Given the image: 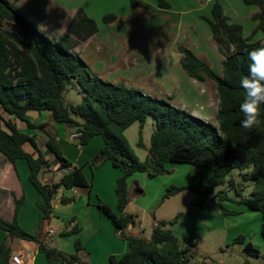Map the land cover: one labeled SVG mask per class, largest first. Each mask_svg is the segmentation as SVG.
Masks as SVG:
<instances>
[{"label": "trees", "instance_id": "trees-1", "mask_svg": "<svg viewBox=\"0 0 264 264\" xmlns=\"http://www.w3.org/2000/svg\"><path fill=\"white\" fill-rule=\"evenodd\" d=\"M241 1L258 8L251 16V20L257 23L252 35L260 32L262 39L245 37L244 26L231 22L220 1L213 3L210 17L201 16L209 26L219 52L225 56L222 76L215 72L207 59L184 46L178 48L186 74L201 83L212 81L216 86L219 104L215 125L164 100L129 88L124 83L102 79L74 51L99 30L96 20L89 17L82 7L75 12L66 31L53 40L11 2L0 0V154L12 163L18 160L27 162L29 180L44 199L39 204L42 214L36 234L27 232L18 222L24 195L15 201L12 221L0 217V229L7 233L0 246V264H10V239L14 238L36 243L50 264H83V247L79 241L75 244L74 254H65L56 247L44 244L47 234L43 235V229L52 217L59 188L70 192L73 188L89 190L91 185L82 169L73 166L63 156L55 139L44 131L46 125L36 126L27 119L30 112H49L56 123L75 127V133L79 136L74 140L79 147L100 136L104 146L92 158L90 166L98 167L109 161L120 170L121 176L115 189L117 212L103 203H99L98 207L111 220L115 231L128 242L129 248L121 257L112 256L109 264H189L195 258L199 236L193 235L188 244L182 246L169 227L174 223L172 221L155 224L148 239L128 233V227L134 225V216L125 213L130 202L129 178L135 173H145L150 178L171 174L168 164L207 168L209 179L203 190L192 185L170 186L165 198L190 190L196 195L194 206L202 207L207 200H211L222 214L236 215L240 212L228 211L224 205L232 200L229 191L216 192L218 187L228 184L237 198L233 200L234 203L261 213V234L264 238V127L252 131L243 129V115L239 110L244 95L239 81L247 73V53L254 48L264 47V0ZM155 2L161 10L171 9L168 0ZM130 6L133 10L146 8L137 0H131ZM118 20L123 18L114 13L102 17L105 25ZM71 80H75L85 94L80 104L67 103L64 99ZM5 116L25 122L29 129L44 131L47 137L45 146L54 155V164L46 159L34 137L21 132ZM148 116L154 117L155 129L147 157L140 161L125 131L134 123H139L142 129ZM261 116L264 119V105H261ZM26 143L31 144L34 153L24 150ZM138 146L143 147L141 137ZM62 168H69V171L61 173ZM51 171L59 174V181L42 182V175ZM235 171L241 177L239 182L233 175ZM249 185L252 186L251 192L246 195ZM134 194H144L137 183ZM73 200L74 196L64 193L60 203L66 205ZM73 222L68 221L58 235L66 237L78 234L80 228ZM236 242L244 243V237L237 238ZM244 250L251 258L260 257L259 250L251 242L245 244Z\"/></svg>", "mask_w": 264, "mask_h": 264}, {"label": "rangeland", "instance_id": "rangeland-1", "mask_svg": "<svg viewBox=\"0 0 264 264\" xmlns=\"http://www.w3.org/2000/svg\"><path fill=\"white\" fill-rule=\"evenodd\" d=\"M9 1L51 39L57 36L55 30L61 29L67 20L65 15L55 11L56 17L52 19V22L49 20L48 15L46 17H37L31 4L26 5V3H22V5H19L15 1ZM168 1L172 6L170 12L160 13L151 9L145 13L146 15L143 20L144 34L141 44L133 51L135 53L137 51L140 54L142 53L141 56L145 58L144 62L147 61V64H144L143 72H136L134 76L129 75L119 83H124L129 88L140 90L145 94L164 100L173 106L191 113L195 105L202 104L199 99L201 90L197 88V82L190 78L183 70L179 46H184L197 54V56L207 59L215 72L219 76H222V61L225 56L219 52L217 44L212 39L211 30L206 22L200 20L201 16H211L213 3L220 1L226 7L227 14L231 16V22L240 23L244 26V36L252 38V40H259L263 38V35L260 32L252 35L255 22L251 20V14L257 11L258 8L256 6H247L241 0ZM86 7L91 17L101 27H104L101 19V14L104 13L101 12H109L114 9L121 15L130 12V5L125 0H86ZM96 10H99V13ZM136 24V21L131 23L127 19H123L120 20V24L118 25H129L132 28ZM207 33H209V38L207 37ZM136 36L138 37L137 34H133V38L136 39ZM201 50H205V52H200ZM106 53L107 51L102 53L103 56ZM172 79L176 80L178 86H180L181 90L179 92L167 91L166 87L171 86ZM205 84L210 94L209 109H217L219 100L216 86L212 81H207ZM190 87L194 88L195 93L193 90L192 93L187 92L186 89ZM84 97L85 94L80 86L75 80H71L64 95L65 101L67 103L80 104ZM47 113L50 115L49 112ZM192 115L195 116L194 114ZM77 121L80 122L79 119ZM212 122L217 125L215 117H212ZM67 129L68 131L76 130L75 127L69 126H67ZM154 129L155 119L152 116H148L142 129H140L139 123H134L125 131V136L140 161H144L147 157ZM35 132L39 136L43 135L41 130H35ZM140 137L143 147L138 146ZM74 143L77 145L76 140H74ZM167 167L172 170L171 174L150 178L146 174L137 173L129 178L130 202L126 208L134 216V227L128 233L148 239L156 223L160 221H172L174 222L172 224L173 228H170L174 230L182 246H186L193 235L197 234L199 236L196 256L189 264H258L259 262L256 259L246 254L244 247L247 242L258 244V241L263 240L261 236V213L258 211L241 213L243 206H239L233 202L237 198L234 191L230 190L228 184L218 187L216 192L221 190L229 191V197L232 200L225 202L224 205L228 211L240 212L236 215L222 214L211 200H207L200 207L201 210L199 212H194L193 203L196 195L190 190H184L175 196L165 198L166 190L170 186L192 185L203 190L207 187L209 179L207 168H200L190 164H168ZM86 168L90 184H92V170L97 167L92 168L89 163V165H86ZM233 175L238 182L241 181V177L237 171ZM135 183L143 189V195L134 194ZM251 188V185L247 187L245 191L246 195L250 194ZM76 191L78 193L74 197L86 195L85 199L87 203L89 190L78 188ZM95 194L94 201L97 199ZM206 203L208 204L206 205ZM209 203L213 208L209 206ZM62 206L65 205L62 204ZM94 208L99 211L95 203ZM214 210L217 213L216 215ZM86 212L85 210L83 213L85 220L82 219V227L78 226L80 232L77 235L70 236L74 238V244L78 241L81 243L83 250L93 239L95 232L99 230L97 220L95 222L86 221L88 218ZM36 229L34 233L26 231L36 234L39 232V225ZM79 235L83 236V240H81ZM239 237H244V243L236 242V239ZM59 238V235L55 236V240Z\"/></svg>", "mask_w": 264, "mask_h": 264}, {"label": "crops", "instance_id": "crops-1", "mask_svg": "<svg viewBox=\"0 0 264 264\" xmlns=\"http://www.w3.org/2000/svg\"><path fill=\"white\" fill-rule=\"evenodd\" d=\"M12 1L17 2L19 5H22V3H26V5L31 4L32 8L37 14V17H46V15H48L49 20L52 22V19L56 17V15L54 14L55 11L61 12L63 15H65V18L67 20L62 25V31L58 33L56 37H52L53 40H57L66 31L69 21L79 8L82 7L85 10L86 14L91 17V15L89 14V10L86 7V0ZM125 1L130 5L131 0ZM137 1L145 5L146 8L137 7L133 10L130 6V12L122 15L116 12L115 9L113 11L110 10L109 12H101L104 13L101 14V19L108 13H114L120 18L130 20L131 23L136 21V26L133 25L132 28L129 25L119 26L118 24H120V20L109 25H105L103 23L104 27H101L99 25V30L95 34V36H93L86 42L79 44L74 50L102 79L110 81L112 83H119L129 75L134 76V73L136 72L142 73L144 64H147L146 60V62H144L145 58L141 56L142 53L140 54L138 51L137 53L133 52L134 49L141 44V40L144 34L143 20L144 16L146 15L145 13L149 12L151 9H153L154 11H159L160 13H168L171 10L159 9L155 0ZM98 11L96 10L97 13H99ZM93 12L95 13V10ZM227 15L229 16V14ZM207 16L210 17L209 15ZM229 17L230 19H232L231 16ZM200 20L202 19L200 18ZM202 21L204 22V20ZM256 25L257 23L255 22L254 28L256 27ZM58 30L60 29L55 30L56 33L58 32ZM133 34H137L138 37L136 36V39L133 38ZM208 34L209 33H207V35ZM207 37L209 38V35ZM205 50H201L200 52H205ZM106 51V55L103 56L102 53H105ZM196 82L198 86L197 88H200L201 90L199 99L202 104H199L201 105V107H199V105H195L191 113L195 116L201 117L206 121L212 122V117H216L218 108L209 109L210 94L206 89V84L198 81ZM170 85L171 86L166 87L167 91L169 92H179L181 90L180 86H178V83L174 79L171 80ZM197 88L195 87V89ZM193 89L194 88L190 87L186 90L187 92L192 93ZM193 91L195 93V90ZM5 117L6 119H10L11 122L16 125V127L21 132L34 137L38 143L39 149L42 151L46 159H48L53 165L55 157L45 146V132L49 133L60 147L63 156L73 166L81 168L86 180L90 183L88 173L86 172V165H89L90 160L104 146L103 139L100 136L94 137L86 146L79 147L74 143V140L71 139V135H73L75 131H68L67 125L56 123L53 120L51 114L49 115L47 112H30L27 115V119L32 124L36 126L41 124L46 125L44 129L45 132L41 130V132L43 133L42 136H39L37 132H35V130L39 129H29L25 122L10 118L8 116ZM23 148L28 153L35 152L30 143H26ZM92 171L93 178L92 184H90L91 188L89 189L87 195V203L85 199L86 195H80L77 198L74 197L73 202L69 203L68 205L66 204L65 206H62L58 197L55 199L52 217L49 223H47V225H45L43 229V235L52 231L54 233V236L52 238H48L46 236L44 244L51 247H54L53 245L55 244V247L59 251L69 255L74 254L76 252L74 238H71L69 236L60 237L59 239L55 240V236L58 235V233L66 227L68 221L70 220L74 221L73 224L82 227V219H84L83 213L86 210V213L88 215V220L86 219V221L95 222V220H97L100 231L98 230L97 232H95L93 239L90 241V243L87 244V246H85V249L81 253L82 262L83 264H109L110 258L112 256L121 257L128 251V242L120 237V234L115 231L114 226L108 216L105 215L99 207V211L94 208V203L96 206H98L99 203H103L112 211L117 212V199L115 195V189L117 180L121 176V172L119 169L113 167L109 161L102 163ZM59 177L60 176L58 173H53L51 171L43 174L41 177V181L46 183H57L59 181ZM62 192L67 195H72L71 192L70 194H68V191L65 190ZM103 193H106L107 195ZM94 194L97 196L96 201H94ZM23 195L25 196V202L18 212V222L22 228L34 233L37 230L36 228L39 225V217L42 214V211L39 208V204H42L44 202V199L29 180V167L27 162L24 160H18L16 163H12L0 154V217L6 221H12L14 216L15 201L20 199ZM207 204L208 203H206V205ZM209 206H211L210 203ZM200 210V207L194 206V212H199ZM251 211L255 210H251L245 206L241 208V213ZM125 213L130 214L127 211V208H125ZM214 213L215 215L217 214L215 210ZM133 227L134 225H130L128 227V231H131ZM169 227H172V225ZM6 237L7 233L0 229V246ZM79 237L81 238V240H83L82 235H79ZM263 240L258 241V244H254L251 242L253 246L260 252V257L254 258L259 262L258 264H264ZM11 251L12 254L20 253L22 255L23 264H50L45 254L39 251L38 245L36 243L14 238L11 240Z\"/></svg>", "mask_w": 264, "mask_h": 264}, {"label": "clouds", "instance_id": "clouds-1", "mask_svg": "<svg viewBox=\"0 0 264 264\" xmlns=\"http://www.w3.org/2000/svg\"><path fill=\"white\" fill-rule=\"evenodd\" d=\"M62 29L58 30L57 34ZM247 73L242 75L239 85L243 99L239 110L243 115L241 127L246 131L264 127L261 105H264V47H257L247 53Z\"/></svg>", "mask_w": 264, "mask_h": 264}, {"label": "built area", "instance_id": "built-area-1", "mask_svg": "<svg viewBox=\"0 0 264 264\" xmlns=\"http://www.w3.org/2000/svg\"><path fill=\"white\" fill-rule=\"evenodd\" d=\"M79 136L78 133H74L73 135H71V139H75ZM69 171V168H62L61 169V173H67ZM62 191H64V188L61 187L58 189L56 198L58 197L59 199L61 198V196L64 194ZM72 195H77V191L76 188H73L70 190ZM54 236V233L52 231L47 233V237L48 238H52ZM10 264H23V258L22 255L20 253H13L11 256V260H10Z\"/></svg>", "mask_w": 264, "mask_h": 264}, {"label": "water", "instance_id": "water-1", "mask_svg": "<svg viewBox=\"0 0 264 264\" xmlns=\"http://www.w3.org/2000/svg\"><path fill=\"white\" fill-rule=\"evenodd\" d=\"M53 246L55 247V244Z\"/></svg>", "mask_w": 264, "mask_h": 264}]
</instances>
